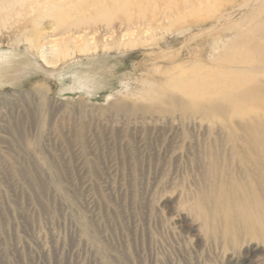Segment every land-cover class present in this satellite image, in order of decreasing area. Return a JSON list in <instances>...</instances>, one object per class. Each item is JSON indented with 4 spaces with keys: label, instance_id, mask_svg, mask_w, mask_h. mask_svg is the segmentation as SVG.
<instances>
[{
    "label": "rangeland",
    "instance_id": "rangeland-1",
    "mask_svg": "<svg viewBox=\"0 0 264 264\" xmlns=\"http://www.w3.org/2000/svg\"><path fill=\"white\" fill-rule=\"evenodd\" d=\"M30 2L0 0V55L32 62L0 85V264H264L200 214L245 184L220 172L240 122L264 136V0H60L44 20ZM45 20L64 79L99 91H61Z\"/></svg>",
    "mask_w": 264,
    "mask_h": 264
},
{
    "label": "bare ground",
    "instance_id": "bare-ground-1",
    "mask_svg": "<svg viewBox=\"0 0 264 264\" xmlns=\"http://www.w3.org/2000/svg\"><path fill=\"white\" fill-rule=\"evenodd\" d=\"M23 1L25 2V0H22V2ZM30 1L29 6L31 9L38 10L39 16L43 17V20L46 15L48 17V15L58 12V6L61 5L59 2L60 0ZM46 20L43 21L45 24L40 22L44 27L40 29V32L38 33L39 38L37 39H40L39 42H35H37L36 44H40L38 49L41 60L48 67L53 69V75L56 76L61 84H63L65 79L62 74V69L65 68V65L60 66V62L62 58L66 56L64 50L66 45L64 46L65 43L64 40H62L63 38L56 39L54 38V35H52V29L54 28L55 23ZM33 38L30 39V41H33ZM68 38L69 40H74L76 42L84 41V43L86 39L83 34L78 36L71 34ZM26 39L27 38H24V40ZM32 41L30 44H33ZM82 49L84 50V48ZM27 60L26 53L20 54L15 50H10V53H7L4 56L0 55V85L11 84L15 81L17 83L20 82L23 75L26 73V65H31L32 63ZM87 74L88 75L85 77L80 76V79H82L80 80L81 83H68L65 86L66 89L64 87V90L81 88L90 91L95 90L96 88L98 89L100 85H103L99 76L94 79L89 73ZM16 82L14 84H17ZM20 85H23V83ZM262 89L264 90V86ZM251 124L252 123L245 120L240 122L239 133L233 137V152L226 157L227 166L222 167L223 169L220 170V172L226 170L227 172H230L231 175L233 171L235 172L232 177V186H234L235 179L240 180V182H243L244 180L245 184L241 183V185L234 186L235 189L232 190V194L229 193L230 188H226V185L219 186L217 192L214 191L215 196L207 195L209 196L210 204L208 206H203V210H200V214L202 218H204L207 230L215 233V239L218 237V233H226L236 240H239L242 237L245 239L247 235L248 237H253L254 240H260L264 247V136L260 133H254L251 131ZM218 158L219 157L216 154V159H213L214 161L212 160V163L210 164L215 173L219 170V167H217ZM234 166H236V168ZM214 176L215 178H213V180L216 181L217 174H214ZM253 185L258 189L257 196L254 195L255 188ZM233 208L238 216L237 219H234L233 214L234 224L231 221L230 214L225 212L228 209ZM241 225H243L244 229L241 228ZM224 244L232 249L234 248L226 241H224Z\"/></svg>",
    "mask_w": 264,
    "mask_h": 264
},
{
    "label": "crops",
    "instance_id": "crops-1",
    "mask_svg": "<svg viewBox=\"0 0 264 264\" xmlns=\"http://www.w3.org/2000/svg\"><path fill=\"white\" fill-rule=\"evenodd\" d=\"M71 78L70 79H65V83L63 82V84H64V86L63 87H65L68 83H72V84H77L76 82H79V83H81V81L80 80H82V79H77L76 80V78H74L73 77V75L72 76H70ZM61 91L62 92H72V93H91L90 91H88V90H86V89H81V88H74V89H67V90H63V89H61ZM95 93H97V92H95ZM95 93H93V94H95Z\"/></svg>",
    "mask_w": 264,
    "mask_h": 264
}]
</instances>
